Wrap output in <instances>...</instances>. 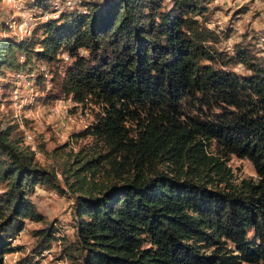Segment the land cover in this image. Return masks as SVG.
Returning <instances> with one entry per match:
<instances>
[{
	"label": "trees",
	"instance_id": "trees-1",
	"mask_svg": "<svg viewBox=\"0 0 264 264\" xmlns=\"http://www.w3.org/2000/svg\"><path fill=\"white\" fill-rule=\"evenodd\" d=\"M86 1L84 12L43 24L42 40L0 39V68L17 74L30 71L31 53L51 61L65 49L74 60L66 95L103 111L78 137L101 138L121 156L74 174L77 264H264V58L255 66L240 58L247 78L203 64L213 58L195 17L210 0H171L169 9L166 0ZM36 6L51 8L47 0ZM16 52L26 63L13 66ZM130 121L139 128L135 142L125 133ZM11 132L0 130V264L16 252L11 241L23 221L42 222L30 199L35 187L61 192L57 175ZM212 145L226 161H249L257 180L234 185L226 163L208 155ZM158 163L165 169L149 172ZM100 166L111 184L85 187L80 174L94 178ZM55 234H37L43 251Z\"/></svg>",
	"mask_w": 264,
	"mask_h": 264
},
{
	"label": "rangeland",
	"instance_id": "rangeland-1",
	"mask_svg": "<svg viewBox=\"0 0 264 264\" xmlns=\"http://www.w3.org/2000/svg\"><path fill=\"white\" fill-rule=\"evenodd\" d=\"M37 1L0 0V39L18 43L42 40L40 27L43 24L85 11L82 0H47L51 5L48 11L36 6ZM106 1L86 2L104 5ZM171 5V0L164 3L165 9ZM203 8L195 20L204 39L203 46L213 58V61L203 64L240 78L251 76L248 65L239 60L244 57L255 66L264 58V0H210ZM32 50L41 52L42 47L34 45ZM79 55L88 56L84 51H79ZM30 57L28 67L31 69L22 74H17L20 71L13 67L0 68V130L12 128V140H18L20 147L33 152L40 168L57 175L61 192L35 187L30 199L36 212L43 217L42 222L23 221L21 232L11 241L17 250L4 257V264H77L81 249L76 236L73 205L79 195L75 192L79 184L74 174L86 162L94 160L97 164L99 161L105 166L110 158L119 162L121 156L112 153V148L101 138L93 135L78 137L94 127L103 111L91 99L77 104L66 95L63 89L67 82L66 73L74 62L67 51L61 49L51 61L39 60L33 53ZM14 59L13 66L22 65L26 63L27 56L16 52ZM124 127L126 136L135 142L139 129L137 123L130 121ZM208 155L226 163L234 185L245 180H257L249 161L236 157L226 161L214 145L208 150ZM132 161L134 158L130 156L127 162ZM100 168L93 170L96 173L94 178L92 172L80 174L86 177L85 187L96 191L111 184L108 173ZM154 168L161 172L165 165H152L148 167L149 172ZM73 185L71 190L69 186ZM4 190L5 186L0 182V196ZM49 227L56 230L55 241L43 251L37 234Z\"/></svg>",
	"mask_w": 264,
	"mask_h": 264
},
{
	"label": "bare ground",
	"instance_id": "bare-ground-1",
	"mask_svg": "<svg viewBox=\"0 0 264 264\" xmlns=\"http://www.w3.org/2000/svg\"><path fill=\"white\" fill-rule=\"evenodd\" d=\"M63 5V4H62ZM56 6V5H55ZM61 6V5H60Z\"/></svg>",
	"mask_w": 264,
	"mask_h": 264
}]
</instances>
